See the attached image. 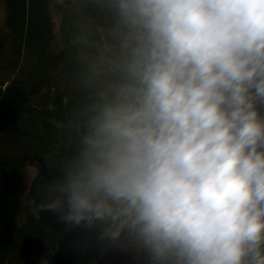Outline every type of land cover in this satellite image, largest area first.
Returning <instances> with one entry per match:
<instances>
[{"label": "clouds", "instance_id": "clouds-1", "mask_svg": "<svg viewBox=\"0 0 264 264\" xmlns=\"http://www.w3.org/2000/svg\"><path fill=\"white\" fill-rule=\"evenodd\" d=\"M72 145L36 220L142 264H264V0H77Z\"/></svg>", "mask_w": 264, "mask_h": 264}, {"label": "trees", "instance_id": "trees-1", "mask_svg": "<svg viewBox=\"0 0 264 264\" xmlns=\"http://www.w3.org/2000/svg\"><path fill=\"white\" fill-rule=\"evenodd\" d=\"M0 264H142L131 251L98 240V229L36 220L28 202L61 175L72 145L62 124L75 100L67 31L77 0H0ZM35 169L25 195L22 178Z\"/></svg>", "mask_w": 264, "mask_h": 264}, {"label": "rangeland", "instance_id": "rangeland-1", "mask_svg": "<svg viewBox=\"0 0 264 264\" xmlns=\"http://www.w3.org/2000/svg\"><path fill=\"white\" fill-rule=\"evenodd\" d=\"M3 17H4V7L2 2L0 1V26L3 23ZM34 175H35V169L33 167H27L22 178V189H23L22 195H25L27 188ZM48 258H49V254L46 252H42L37 256H35V260L39 264H47Z\"/></svg>", "mask_w": 264, "mask_h": 264}]
</instances>
